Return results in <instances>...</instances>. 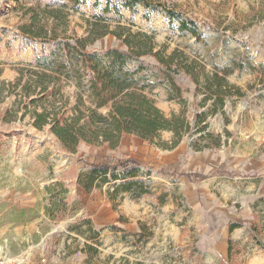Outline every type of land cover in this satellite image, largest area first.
<instances>
[{
    "label": "rangeland",
    "instance_id": "obj_1",
    "mask_svg": "<svg viewBox=\"0 0 264 264\" xmlns=\"http://www.w3.org/2000/svg\"><path fill=\"white\" fill-rule=\"evenodd\" d=\"M160 1L175 11L172 23L163 8L127 7V0L110 2L120 14L104 12L107 0L76 7L0 0V201L12 205L0 202V244L8 239L14 257L44 264H264V0ZM46 7L63 12L69 35L82 36L97 20L111 30L123 25L153 35L157 50L186 61L189 73L172 72L181 98L170 99L167 83L150 97L167 118L185 115L191 129L180 138L162 131L152 143L126 135L115 150L82 143L70 153L49 127H33L12 84L57 44L23 32L37 22L55 24L41 13ZM180 21L194 22L199 36L181 33ZM109 48L126 49L113 35L88 49ZM143 60L156 68L146 73L154 82L164 67L153 57ZM74 90L66 84L64 94ZM127 161L151 174L145 180L153 194L135 200L121 192L114 203L108 190L119 181L90 193L80 187L92 166ZM53 202L62 206L61 219L48 216ZM25 221L30 226L20 228ZM141 224L151 235L137 242ZM233 224L241 227L230 234ZM49 229L54 234L42 254L40 239Z\"/></svg>",
    "mask_w": 264,
    "mask_h": 264
},
{
    "label": "trees",
    "instance_id": "obj_2",
    "mask_svg": "<svg viewBox=\"0 0 264 264\" xmlns=\"http://www.w3.org/2000/svg\"><path fill=\"white\" fill-rule=\"evenodd\" d=\"M65 6L76 7L86 0H57ZM107 0L104 12L116 10ZM142 4L145 9L153 6L163 8L170 16V22L177 17L173 9L167 8L160 0H127L125 6L136 7ZM41 13L52 18L55 24L37 22L23 27L24 34L44 44L57 43L50 53L43 54L37 61V68L28 73L22 72L12 88L20 90L21 101L26 115L31 116L32 126L38 130L49 127L63 149L76 153L80 144L100 147L105 144L109 149L119 148L126 135L137 136L144 141L154 142L160 133L172 131L179 138L191 129L185 115L167 118L150 97L160 84L167 83L171 89L170 99L181 98L182 90L176 83L172 72L189 73L186 61L175 54L169 57L157 50L154 36L133 32L130 28L117 25L114 30L99 20L89 24L82 36L68 34L66 18L61 11H52L48 7ZM40 14H34L37 18ZM47 19V20H48ZM102 19V18H100ZM62 20V24L58 22ZM178 30L199 36V30L191 21H180ZM113 35L123 43L125 50L109 48L102 54L88 48L98 40ZM153 57L164 69L153 74L152 82L146 76L156 68L146 64L143 58ZM175 69V70H174ZM66 84L74 85L72 96L64 94ZM198 121V116L196 117ZM123 169L120 171V169ZM151 174L141 169L136 161H127L110 165H95L79 178L80 187L90 193L104 185L119 181L108 190L110 199L115 203L121 192L130 193L135 200L153 194V187L145 180ZM161 204L167 201L166 195L159 196ZM62 210L57 202L47 209L48 216L61 219ZM120 221H124L120 218ZM233 224L229 233L240 228ZM259 231L256 223L252 225ZM146 225L141 224L138 241L150 236ZM260 245V242L257 241ZM91 252L96 251L89 248ZM232 242L230 241V253Z\"/></svg>",
    "mask_w": 264,
    "mask_h": 264
},
{
    "label": "crops",
    "instance_id": "obj_3",
    "mask_svg": "<svg viewBox=\"0 0 264 264\" xmlns=\"http://www.w3.org/2000/svg\"><path fill=\"white\" fill-rule=\"evenodd\" d=\"M0 202L4 203L5 206L12 207V205L10 204L11 203V199L1 200ZM22 203H24L25 205H28V201L27 200H25L24 202L20 203V206L24 207L22 205ZM43 218L46 219L47 218L46 215H42L41 219H43ZM19 226H20V228H27V227L30 226V223L28 221H25ZM52 233L54 234V230L49 229V231L46 232L44 235H42V237L40 239V243L39 244L41 246L40 251L42 252V254H48V249H49L48 239H49V237L51 236ZM9 244H10V242L8 241V239H4L3 240L2 244H0V256L7 257V258L16 256V255H13ZM32 248H35V247H32L29 244L28 249H32Z\"/></svg>",
    "mask_w": 264,
    "mask_h": 264
},
{
    "label": "built area",
    "instance_id": "obj_4",
    "mask_svg": "<svg viewBox=\"0 0 264 264\" xmlns=\"http://www.w3.org/2000/svg\"><path fill=\"white\" fill-rule=\"evenodd\" d=\"M43 260H40L38 263L28 262L27 260L18 258V257H3L0 256V264H44Z\"/></svg>",
    "mask_w": 264,
    "mask_h": 264
}]
</instances>
